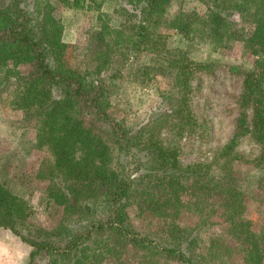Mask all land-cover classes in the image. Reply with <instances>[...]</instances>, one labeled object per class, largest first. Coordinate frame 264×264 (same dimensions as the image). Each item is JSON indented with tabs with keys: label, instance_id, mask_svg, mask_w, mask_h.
Returning <instances> with one entry per match:
<instances>
[{
	"label": "trees",
	"instance_id": "16d2710c",
	"mask_svg": "<svg viewBox=\"0 0 264 264\" xmlns=\"http://www.w3.org/2000/svg\"><path fill=\"white\" fill-rule=\"evenodd\" d=\"M173 1L185 2L126 0L132 6L123 9L126 20L112 29L104 23L93 33L92 69L68 61L64 25L48 0H9L0 9V100L21 110V123L44 145L37 176L48 180L46 196L68 215L60 240L46 245L0 223L31 246L24 264H101L119 244L138 251L137 264H264V228L248 215V194L211 169L215 162L239 160L238 141L247 133L259 145L256 165L264 167V0H199L204 14L179 9L166 18ZM62 2L85 7L84 0ZM233 11L245 17L248 31L234 28ZM162 24L183 37L202 34L220 48L241 41L256 56L243 71L233 134L209 162L182 164L179 155L182 135L198 126L185 113L186 94L196 87L194 75L213 69L210 62L192 61L178 48L177 56L164 57L176 72L170 101L164 96L159 111L134 129L114 110L116 73L106 71L117 55H127V47L163 55ZM95 123L108 126L111 142L92 131ZM129 205L168 223L155 235L143 233L129 218ZM219 210L228 238L202 242L198 228L212 225ZM183 214L193 216L195 225L183 223ZM40 255L47 259L39 262Z\"/></svg>",
	"mask_w": 264,
	"mask_h": 264
},
{
	"label": "rangeland",
	"instance_id": "374dc122",
	"mask_svg": "<svg viewBox=\"0 0 264 264\" xmlns=\"http://www.w3.org/2000/svg\"><path fill=\"white\" fill-rule=\"evenodd\" d=\"M33 2L29 0L28 3ZM48 2L55 7V13L64 25L62 39L68 44V61L87 69H92L94 65L91 44L94 31L104 23L110 29L117 28L126 20L123 9L128 12L132 8L126 0H84V8L65 7L62 0ZM8 4L9 0H0V9ZM179 9L202 15L206 12V5L199 0H185L182 4L173 1L165 17H170ZM129 19L134 21L131 16ZM231 20L236 30H249L247 20L237 11H233ZM123 29V32L127 30ZM158 29L161 35L158 45L167 48L163 55L152 51L136 53L127 47L124 50L128 56L117 55L106 71L107 75L116 73L113 83L117 87L111 99L114 110L125 119L129 129H134L159 111L160 105L165 104L164 96L170 101L168 95L173 93L176 72L174 67L168 66L164 57L170 56V53L177 56L178 48L184 50L192 61L210 62L213 69L202 71L199 76L198 73L194 75L192 85L196 87L187 91L185 113H190L198 126L195 132L182 135L179 155L182 164L209 162L233 134L240 111L243 71L252 67L256 56L241 41L220 48L202 34L183 37L165 24ZM30 66L27 64V67ZM9 101L0 100V223L12 225L30 242L53 244L60 240V231L64 229L68 215L62 206L55 205L46 196L48 180L37 176L45 155L44 145L36 144L35 130L21 123V110ZM251 115L249 109L248 121ZM91 127L92 131H97L111 142L106 124L95 123ZM236 150L241 153L239 160L231 165L215 162L212 172L225 176L231 184L248 194V215L257 219V223L264 228V167L256 165L254 160L259 145L247 133L239 139ZM127 212L136 228L143 233L155 235L168 223L164 216L153 212L139 214L134 205H129ZM222 215L223 211L219 210L212 225L198 228L197 235L202 242L228 238ZM181 217L183 223H196V219L189 214ZM28 247L31 248L26 243V253ZM113 249V253L101 264H137L139 253L131 246L119 244ZM39 257V262L47 259L44 255Z\"/></svg>",
	"mask_w": 264,
	"mask_h": 264
},
{
	"label": "crops",
	"instance_id": "0c3cea01",
	"mask_svg": "<svg viewBox=\"0 0 264 264\" xmlns=\"http://www.w3.org/2000/svg\"><path fill=\"white\" fill-rule=\"evenodd\" d=\"M29 250L12 228L0 226V264H24Z\"/></svg>",
	"mask_w": 264,
	"mask_h": 264
}]
</instances>
